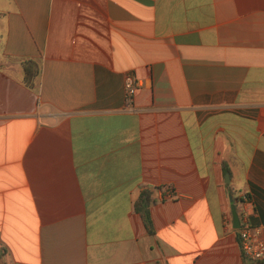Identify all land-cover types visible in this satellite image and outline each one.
Here are the masks:
<instances>
[{
	"label": "crops",
	"instance_id": "crops-1",
	"mask_svg": "<svg viewBox=\"0 0 264 264\" xmlns=\"http://www.w3.org/2000/svg\"><path fill=\"white\" fill-rule=\"evenodd\" d=\"M230 195L264 240V0H0V264H264Z\"/></svg>",
	"mask_w": 264,
	"mask_h": 264
},
{
	"label": "built area",
	"instance_id": "built-area-1",
	"mask_svg": "<svg viewBox=\"0 0 264 264\" xmlns=\"http://www.w3.org/2000/svg\"><path fill=\"white\" fill-rule=\"evenodd\" d=\"M136 91L137 82L131 74H127L124 80L126 105L130 106L132 104ZM245 213L247 212L245 211ZM235 230L237 231L238 242L245 258L251 261L264 258V240L261 238L260 228L250 225L246 214L240 220V227Z\"/></svg>",
	"mask_w": 264,
	"mask_h": 264
},
{
	"label": "trees",
	"instance_id": "trees-1",
	"mask_svg": "<svg viewBox=\"0 0 264 264\" xmlns=\"http://www.w3.org/2000/svg\"><path fill=\"white\" fill-rule=\"evenodd\" d=\"M23 67V82L29 88H34L36 78L40 73V64L35 59H25L22 61ZM153 202L152 191L149 188H143L139 198L134 203V208L143 218L145 226L149 231H152V221L150 215V205Z\"/></svg>",
	"mask_w": 264,
	"mask_h": 264
},
{
	"label": "water",
	"instance_id": "water-1",
	"mask_svg": "<svg viewBox=\"0 0 264 264\" xmlns=\"http://www.w3.org/2000/svg\"><path fill=\"white\" fill-rule=\"evenodd\" d=\"M228 175L226 174V177ZM230 202H231V212H232V225L235 229L239 228L240 227V219H239V215H238V212L236 210V207L234 205V199L233 197L230 195Z\"/></svg>",
	"mask_w": 264,
	"mask_h": 264
}]
</instances>
